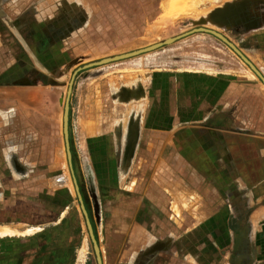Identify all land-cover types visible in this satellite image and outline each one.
Instances as JSON below:
<instances>
[{"label":"crops","instance_id":"obj_1","mask_svg":"<svg viewBox=\"0 0 264 264\" xmlns=\"http://www.w3.org/2000/svg\"><path fill=\"white\" fill-rule=\"evenodd\" d=\"M49 1L0 0V264H98L75 180L102 264H264L259 76L236 52L230 64L125 65L104 75L108 111L106 93H79L76 75L70 161L64 108L72 77L63 93L55 73L65 54L50 58L48 25L40 24ZM231 4L221 9L231 15L216 20L232 19L234 44L264 75V24L242 17L241 0ZM58 40L56 55L70 50Z\"/></svg>","mask_w":264,"mask_h":264},{"label":"rangeland","instance_id":"obj_2","mask_svg":"<svg viewBox=\"0 0 264 264\" xmlns=\"http://www.w3.org/2000/svg\"><path fill=\"white\" fill-rule=\"evenodd\" d=\"M51 1L53 2L51 3ZM61 1L63 0L49 1L47 16L54 18L63 13L72 15V19L46 18L41 23L40 20L38 21L40 24L48 25L47 28L44 27L42 33L47 35L48 42L46 41V43L50 51V58L54 60L58 57L62 61L65 54L66 65L62 69L57 68V72L55 71L59 79H63V93L67 91L68 81L74 70L89 62L146 47L198 26L214 29L224 34L233 43L239 37L238 35L234 36L238 30L234 31L232 19L217 21L211 18L214 12H210L217 7L222 9L223 6L225 9L228 7L230 11L233 8V4H231L233 0H65V3H61ZM228 3L230 4L228 5ZM241 7L244 8L242 17L257 15L261 23L264 24L263 0H252L251 3L248 0H241ZM16 8L17 11L21 7L17 5ZM229 11L227 10L226 14L231 15ZM228 17L230 16L228 15ZM209 18L210 20H206ZM32 22L34 24L35 20ZM21 23L24 21L16 22L18 25ZM1 25L2 28H6L4 21L1 22ZM60 37L66 38L65 46L70 50L66 49L67 52L59 50V55H56L57 48L64 46L62 40H58ZM33 40L36 42L35 36ZM4 42L5 40L1 37L2 53L5 55ZM15 43L16 50L20 53V48L23 47L19 38L15 40ZM34 44L36 45V43ZM38 47L41 46L38 45ZM230 56L236 58L237 54L226 43L210 33H196L173 44L164 45L129 59L111 62L92 70L82 69L76 77H79L78 81L80 82L78 92L86 94L100 90L104 92V98L106 93L107 100L105 102L107 105L109 104L108 111H110L112 102L108 94V83H104L106 72L138 63L150 69L161 68L163 70H167L171 66L185 64L186 60L199 64V62L206 61L205 59H219L224 64H230L232 63ZM228 66L232 67L233 64ZM50 70L52 67L45 69V72ZM38 71L39 69H33L34 76ZM39 74L45 82L47 73L43 76V71H40ZM97 82H101L100 86L96 84ZM41 87L44 85L40 82L38 89L40 90ZM48 90L60 92V88L53 86H50ZM119 111L118 109L117 112ZM142 168L144 175L149 176L153 166L145 164Z\"/></svg>","mask_w":264,"mask_h":264},{"label":"water","instance_id":"obj_3","mask_svg":"<svg viewBox=\"0 0 264 264\" xmlns=\"http://www.w3.org/2000/svg\"><path fill=\"white\" fill-rule=\"evenodd\" d=\"M218 11H221V12L219 13ZM224 13L226 14V11L222 12V10L219 9V10L214 11V13H212V17H214V19H217V15L218 14L223 15ZM196 32L210 33V34L218 37L219 39H221L229 47H231L241 57V59L246 64H248L251 67V69L259 76V78L264 83V75L261 73V71L251 62V60L232 41H230L222 33L218 32V31H216L214 29L204 27V26L195 27V28H193V29H191L189 31H186V32L182 33V34H179V35H176V36H173V37H169V38H167V39H165V40H163L161 42L154 43V44L146 46V47H142V48H139V49H136V50H133V51H129V52H125V53H121V54L105 57V58H102L100 60H96V61H93V62H89V63L85 64L82 67H79L78 69H76L74 71V73L72 75V78H71V81L69 83L67 97H66V103H65V108H64V132H65V137H66V142H67V149H68V154H69L70 161H71V150H70V144H69V138H68L70 96H71V93H72L74 80H75V77L78 74V72L80 70H82V69H86V68H90V67H94V66H99V65H104V64L111 63V62H115V61L131 58L133 56H137V55H140L142 53L158 49V48H160V47H162L164 45L171 44V43L175 42L178 39H181V38H183V37H185V36H187L189 34L196 33ZM75 184H76V189H77V193H78L79 199H80L81 204H82L83 212H84V214L86 215V218H87V225H88L89 232H90L93 244H94V249H95V252H96L98 264H102L100 251H99V247H98L95 235H94L93 227H92V224H91L90 219L88 217V214H87L84 202H83V198H82V195L80 193L79 186H78L76 180H75Z\"/></svg>","mask_w":264,"mask_h":264}]
</instances>
